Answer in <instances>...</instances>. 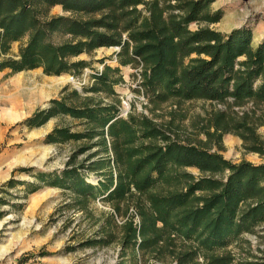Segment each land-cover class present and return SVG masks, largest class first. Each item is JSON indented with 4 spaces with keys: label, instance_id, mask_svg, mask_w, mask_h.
I'll list each match as a JSON object with an SVG mask.
<instances>
[{
    "label": "trees",
    "instance_id": "obj_1",
    "mask_svg": "<svg viewBox=\"0 0 264 264\" xmlns=\"http://www.w3.org/2000/svg\"><path fill=\"white\" fill-rule=\"evenodd\" d=\"M212 3L0 0V71L79 76L91 66L82 54L118 48L115 65L96 70L82 92L65 88L26 120L39 127L62 115L83 125L46 135L49 143L81 144L62 171L37 179L67 190L73 206L95 219L99 238L88 242L118 244L116 264H264V257L239 258L229 250L264 223V163L233 162L210 145L220 150L231 133L246 150L264 153L257 133L264 127V42L255 43L249 28L228 34L211 28L222 17ZM55 6L65 13L51 15ZM14 42H22L17 58L6 57ZM126 66L138 69L153 113L169 108L161 120L134 110L121 115L116 86ZM198 100L227 107L185 126L181 106ZM189 126L206 140L181 139ZM79 154L87 156L76 162ZM96 200L111 208L98 218Z\"/></svg>",
    "mask_w": 264,
    "mask_h": 264
},
{
    "label": "rangeland",
    "instance_id": "obj_2",
    "mask_svg": "<svg viewBox=\"0 0 264 264\" xmlns=\"http://www.w3.org/2000/svg\"><path fill=\"white\" fill-rule=\"evenodd\" d=\"M213 11H219V22L209 26L228 34L236 28L252 30L254 42H264V0H213ZM61 6L51 9V15H62ZM205 25V24H204ZM198 25L192 24L195 29ZM22 42H14L6 57L17 58ZM118 48H99L92 54H82L79 59L91 62L79 76L47 75L42 68L17 73L0 71V264H116L121 247L89 243L98 239L99 226L73 206L67 190L41 183L40 173L60 172L78 150L80 142L49 143L46 135L56 127H69L81 131L83 125L68 116L58 115L39 127H30L27 118L40 109L50 106L52 99H60L63 90L83 91L92 82L93 73L105 64L115 65ZM123 82L116 86L119 109L126 116L131 110L154 117L159 121L169 109L154 113L143 95L137 68L122 67ZM104 98V97H103ZM111 102L110 98H104ZM187 113L185 126L192 119L204 116L207 110L225 109V104L210 101H188L182 106ZM248 107V106H247ZM245 108V107H243ZM243 108L235 107L237 111ZM13 112L16 117L9 116ZM181 139L206 140L204 134L195 135L191 126ZM264 142V127L257 129ZM226 159L242 160L254 164L264 163V153L248 151L243 140L234 134L223 135L221 149L210 143ZM79 154L76 162L86 158ZM23 158V159H22ZM191 172L197 174L194 169ZM93 180L95 178H92ZM41 187L32 191L37 184ZM92 215L98 218L102 211L111 208L101 200L93 203ZM237 257L250 259L264 257V223L253 233L229 246ZM200 261H203L202 258ZM145 264H165L150 260ZM175 264V263H173Z\"/></svg>",
    "mask_w": 264,
    "mask_h": 264
},
{
    "label": "bare ground",
    "instance_id": "obj_3",
    "mask_svg": "<svg viewBox=\"0 0 264 264\" xmlns=\"http://www.w3.org/2000/svg\"><path fill=\"white\" fill-rule=\"evenodd\" d=\"M8 114H9V116H10V117H11V116H14V117H16V116H17V115L15 116V114H14L13 112H12V113H11V112H9ZM22 159H23V158H22Z\"/></svg>",
    "mask_w": 264,
    "mask_h": 264
},
{
    "label": "built area",
    "instance_id": "obj_4",
    "mask_svg": "<svg viewBox=\"0 0 264 264\" xmlns=\"http://www.w3.org/2000/svg\"><path fill=\"white\" fill-rule=\"evenodd\" d=\"M140 88H141V87H140ZM124 114H125V113H121L122 116H125Z\"/></svg>",
    "mask_w": 264,
    "mask_h": 264
}]
</instances>
